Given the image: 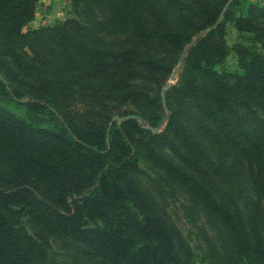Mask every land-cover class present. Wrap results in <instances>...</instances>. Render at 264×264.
Masks as SVG:
<instances>
[{"label": "trees", "instance_id": "trees-1", "mask_svg": "<svg viewBox=\"0 0 264 264\" xmlns=\"http://www.w3.org/2000/svg\"><path fill=\"white\" fill-rule=\"evenodd\" d=\"M171 1L187 29L164 25L160 0H90L98 11L94 28L68 18L24 32L37 0H0V43L14 65L0 61V99L23 110L15 114L0 106V264H53L54 238L84 246L85 264H193L182 236L153 210L133 177L142 156L223 225L234 256L230 264H264L255 219L231 211L200 178L160 152L170 150L196 171L178 140L182 135L183 143H193L183 135L195 111L240 154L264 203V117L254 115L249 128L237 112L264 106V52H250L234 82H225L216 66L228 54L227 9L215 29L187 48L164 106L160 92L151 95L144 83L160 87L191 38L216 23L227 0ZM79 4L72 0L76 12ZM231 18L241 36L255 34L251 10ZM18 41L31 47L16 52L11 44ZM154 45L169 48L175 62L157 55ZM125 104L141 112L123 110ZM154 106L162 113L147 116ZM128 114L146 119L147 128L134 119L112 121ZM164 116L162 131L152 132ZM22 217L32 233L19 223Z\"/></svg>", "mask_w": 264, "mask_h": 264}, {"label": "rangeland", "instance_id": "rangeland-1", "mask_svg": "<svg viewBox=\"0 0 264 264\" xmlns=\"http://www.w3.org/2000/svg\"><path fill=\"white\" fill-rule=\"evenodd\" d=\"M160 2L159 13L164 25L175 29H187V25L182 23L178 17L172 1L160 0ZM232 2L228 8L231 15L225 21L224 39L228 54L224 63L216 66V69L223 74L227 84L234 82L236 75L242 70L243 61L250 52H264V0H237L236 3ZM92 7L90 0H80L78 12H76L72 6V0H37L34 18L23 28V31L44 28L53 25L56 21L68 18H77L94 28L92 23L98 18V11L92 10ZM247 10H251V16L257 25L255 34L261 36V40H257L258 36L253 32L241 36L234 26L231 17H237ZM222 20H224V16ZM11 46L13 50H17L16 52L31 47L22 41L12 43ZM152 49H155V53L164 57L168 62L172 64L175 62V54L169 48L154 45ZM4 51L5 48L0 43V61L13 69L12 58L9 54H4ZM177 72L173 81L169 80L172 73L161 79L160 87L153 83H144V85L151 95H156L159 92L161 94V90L167 82L169 86L177 84ZM0 106L15 114L23 113L22 108L10 100L0 99ZM187 108L190 110V105ZM122 109L136 114L141 112L140 109L131 104L123 105ZM164 112L165 110H163ZM237 112L243 124L253 128L255 125L254 115L264 117V106L237 107ZM159 113L162 112L158 106L145 111L149 117ZM143 122L144 124L145 122L148 123L146 119ZM165 123L166 118L164 116L157 125L150 127H158L157 132H160ZM145 126L144 128H147L146 124ZM185 127L187 135L183 133V137L192 140L193 143L189 145L186 140V143H183L182 135H180L178 138L182 147L180 153L185 156L186 160L193 163L196 171L192 172L180 163L170 150L162 148L160 152L178 167L186 169L192 175L200 178L212 191L215 198L231 211L238 210L242 218H254L264 244V203L257 200L254 194L246 162L226 141L222 133L214 126L200 120L195 111L191 110ZM149 129L154 132L152 128ZM133 177L153 210L182 236L191 253L193 264H230L233 261L234 256L223 225L200 204L193 201L178 181L160 167L151 164L144 156L141 157L139 168ZM19 223H22L30 233L33 232L32 224L25 217H22ZM83 250L84 246L82 247L80 244L54 238L50 240L49 256L53 264H85L87 255Z\"/></svg>", "mask_w": 264, "mask_h": 264}, {"label": "water", "instance_id": "water-1", "mask_svg": "<svg viewBox=\"0 0 264 264\" xmlns=\"http://www.w3.org/2000/svg\"><path fill=\"white\" fill-rule=\"evenodd\" d=\"M232 1H233V0H227V1H226L225 5L223 6V8H222V10H221V12H220V14H219V16H218V19H217L216 23H214L212 26L208 27L207 29H205V30L199 32L196 36H194V37L191 39V42H190V43L184 48V50H183V52H182V54H181V57H180V59H179V61H178V64H177L176 67L173 69L172 74H171L170 77H169V80H170V81H173V80H174V75H175V73L177 72V70L179 69L180 65L182 64L183 57H184V55H185V52H186L187 48H188L190 45H192L193 42H194L197 38H199L200 36H203V35H205V34L211 32L213 29H215V28L217 27V25L221 22V20H222L224 14H225V12H226V10L229 8V6H230V4H231ZM168 86H169V83L167 82V83L164 85V87L162 88V90H161V101H162V103H163L164 106H165V97H164V95H165V91H166V89H167ZM129 119L137 120L138 122L141 123V125H142L143 127H146L145 124H144V122H143V120H142V118L139 117V116L136 115V114H128V115H125V116H123V117L114 116V117L112 118V120H113V121L115 120L117 123H121V122H123V121H125V120H129ZM152 130H153L154 132H157L158 127H156V128H152Z\"/></svg>", "mask_w": 264, "mask_h": 264}]
</instances>
